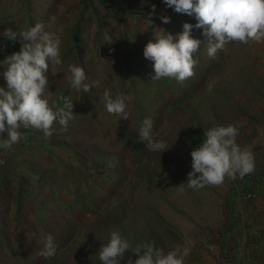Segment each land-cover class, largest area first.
Listing matches in <instances>:
<instances>
[{"label": "rangeland", "instance_id": "374dc122", "mask_svg": "<svg viewBox=\"0 0 264 264\" xmlns=\"http://www.w3.org/2000/svg\"><path fill=\"white\" fill-rule=\"evenodd\" d=\"M206 43L202 45L206 47ZM203 57H207V54H203ZM259 67H264V56H259L248 44L233 42L226 45L222 58L217 66L209 69L210 73L203 78L195 76L191 79L194 82L192 92L177 104L175 100L169 102L175 98L174 87L160 88L156 81H149L145 93L151 91L160 94V98L149 101L143 94L136 97V100H140V117L153 120L155 139L163 142L169 140L171 143H166L169 148L162 153L149 151L139 141L138 134L130 138L126 136L122 138L123 144L102 143L104 147L107 146V150L102 151V160L95 161L102 168L99 172L101 176L98 174L87 178L78 174L69 179L64 178L66 174L55 176L53 181L56 184L48 183L52 191L44 194L40 193L42 185H32L35 182L32 178V186H25L29 194L18 204L9 202L8 193L2 195L6 198V201H2L4 221L11 216L14 219L17 217L19 222L28 218L32 223H21L23 234L18 236L23 240L20 249L15 248L18 240L15 241L14 237L9 236L8 240L2 241V248L5 246L8 251L6 255L0 256L3 264H73V254L80 255L83 263L92 249L86 245L88 239L97 237L96 242H99L104 237L108 242L102 229L100 233L92 231L89 226L92 220L94 217L108 219L116 213L123 214L121 223L125 227H134L140 225V220H147L146 229L155 234L157 241L150 233L144 232L146 242L154 243L165 253L190 240L191 253L186 257V264H213L207 246L212 243L211 234L221 221L229 179H225L219 187L188 189L187 174L191 171L192 150L186 145L176 146L180 133L178 129L189 114L184 104L191 105V114L208 128L239 125L236 142L242 147H249L256 156L259 148L258 130L264 119V71L255 72L257 75L253 71ZM220 86L228 88L224 98L215 92V88ZM140 117H131L127 121L130 130H135L134 123L140 124ZM110 140L116 141V138L110 137ZM173 144L175 148L172 149ZM90 158L85 157L83 161L89 163ZM174 163L179 166H173ZM166 177L178 180L168 182ZM182 183H185L184 192L179 190ZM35 187L39 192H32ZM27 227L36 229V240L31 239ZM117 227V224H110L106 226V231L111 234ZM48 234L54 238L57 254L51 259H44L39 253L44 248ZM32 245L37 246L33 251ZM62 255L66 257L62 259Z\"/></svg>", "mask_w": 264, "mask_h": 264}, {"label": "crops", "instance_id": "0c3cea01", "mask_svg": "<svg viewBox=\"0 0 264 264\" xmlns=\"http://www.w3.org/2000/svg\"><path fill=\"white\" fill-rule=\"evenodd\" d=\"M163 16L169 17L170 22L164 23L161 19ZM189 17L192 16L177 13L174 8L166 6L164 0H0V33L7 28L26 30L42 22L46 30L60 36L62 63L52 68L55 75L51 73V66L47 73L50 81L49 104L55 110L64 108L66 97L73 102V119L66 130L58 121L53 125L51 137H46L42 131L34 128H21L19 131L23 135L20 142L7 151L0 149V159L5 161L0 164V256L8 253L5 246L2 248V241L14 237L15 241L18 240L15 248L20 249L23 240L18 236L23 234L21 223L32 225L28 218L19 222L17 217L14 219L9 215L4 221L2 201H6V198L2 195L8 193L9 202L18 204L29 194L25 186L42 185L40 193L44 194L52 191L48 183L56 184L53 181L55 176L66 174L64 178L69 179L78 174L87 178L98 175L102 168L95 161L102 158V151L107 150V146L104 147L102 143L123 144L122 138L132 137L134 131L130 130L127 121L131 117H140L141 107L135 98L145 94L150 84L146 85L152 81L153 74V62L143 55L145 45L150 40L154 42L155 29H163L173 35L182 32L183 24ZM106 36L111 42L105 40ZM3 39L8 38L0 35V41ZM248 47L259 56H264V43L250 42ZM20 48L19 43L18 51ZM4 58L0 54V87H6L3 76L5 66L2 64ZM73 64L82 66L89 82L94 85L89 92L71 88L67 77L70 75L69 66ZM253 71L261 73L264 67ZM105 90H109L113 98L121 93L134 97L129 119L125 120L106 110L102 99ZM263 133L264 119L257 135L259 148L255 156L254 176L244 177L242 184L256 188L255 196L246 206L248 224L264 231ZM7 135L4 132L0 137L7 138ZM110 137L116 138V141H111ZM88 156L91 157L90 162L85 163L83 159ZM32 178L35 182L31 185ZM32 192H39L38 188L35 187ZM5 224L8 226L4 227ZM27 228L31 239L36 240V229ZM244 240L242 234L230 238L228 252H222L218 246L210 243L207 249L213 264H237L234 252ZM34 247L37 246L32 245L31 251ZM251 250L245 264H264V236L253 244ZM3 263L0 260V264Z\"/></svg>", "mask_w": 264, "mask_h": 264}, {"label": "clouds", "instance_id": "9594fccd", "mask_svg": "<svg viewBox=\"0 0 264 264\" xmlns=\"http://www.w3.org/2000/svg\"><path fill=\"white\" fill-rule=\"evenodd\" d=\"M168 7L177 13L187 14L196 19V24L185 22L183 30L176 35L163 29H155L154 42L150 40L143 49L146 59L153 62L152 81L163 78L175 79L183 84L195 75L194 68L198 61L193 54L201 44L207 42V55L215 58L219 50L237 42L243 44L264 43V0H164ZM155 5H153V11ZM164 23L170 18L161 17ZM203 29L205 40L191 35L193 28ZM0 35L15 42L20 41L18 52L6 56L2 61L6 87H0V134L7 132V138L0 137V149L7 151L20 142L21 128H34L46 137L53 135V125L58 121L66 130L73 119V102L65 98L64 108L53 109L49 104V77L47 73L62 63L61 38L42 22L26 30L7 28ZM105 40L111 42L106 36ZM67 79L76 91L89 92L94 86L89 82L82 66L70 65ZM106 110L125 120L130 118V108L134 97L130 94H117L112 97L105 90L102 97ZM65 108L67 111H65ZM239 125L216 126L205 130V139L191 151V171L187 174L188 189L198 190L205 186H221L225 179L243 178L255 171L256 161L252 150L236 142ZM139 141L149 151L162 153L169 147L165 142L155 139L154 122L145 118L138 133ZM5 163L0 159V164ZM185 191V183L179 185ZM190 240L183 245H176L165 253L152 242L137 244L132 248L121 233L112 231L107 243L101 245L98 257L101 264H121L129 250L136 254L133 261L128 258L126 264H186L190 254ZM57 254V245L51 234L45 237L44 248L39 255L51 259Z\"/></svg>", "mask_w": 264, "mask_h": 264}, {"label": "trees", "instance_id": "16d2710c", "mask_svg": "<svg viewBox=\"0 0 264 264\" xmlns=\"http://www.w3.org/2000/svg\"><path fill=\"white\" fill-rule=\"evenodd\" d=\"M188 23H191L193 25L196 24V19L194 17V15L192 17L188 18ZM183 30V27H182ZM203 29H197V28H193L191 35L194 38L200 39L202 42L205 40L204 36L202 35ZM201 48L199 49L198 52L193 54V58L195 60L198 61L197 65L194 68V72H195V76L199 77V78H203L207 75V73H210L209 69H211L214 66L218 65V61L220 58H222L223 56V52L224 50H219L215 56V58H219L214 59V58H210L208 55L207 57H203V54H207V43H206V47H204L202 44L200 46ZM193 77H191L190 79H187L186 81L183 82V84L179 83L178 81H176L175 79H170V78H163L158 82V86L160 88H166V87H174L175 89V98L174 99H170L169 102H172L175 100V104L179 103L180 101H183L185 99L186 96H188L193 88H194V82L193 80H191ZM179 84V85H178ZM228 88H225L223 86H220L218 88H215V92L218 96H221L222 98H224V96L227 95V90ZM143 97L146 99H148L149 101H153L156 99L160 98V94H156L153 92H149V93H145L143 94ZM138 103L140 100H136ZM223 102H225L224 99H222ZM162 104V103H161ZM160 104V106H161ZM158 105V107H160ZM149 107V106H148ZM164 107V105H163ZM190 107L191 105H186L184 104V109L189 110V114L187 117H185L181 123V127L178 129L180 131V133L178 134V141L176 146H180L181 145H186L190 148V150H193L195 147H198L202 141L205 139L204 137V132L205 130L208 129V127H206L205 124L201 125L200 121L191 114L190 112ZM160 109V108H159ZM140 124H136L135 125V130L131 133L132 137H134L135 135H137L140 129V126L142 124L143 118H139ZM155 125V124H154ZM174 141H172L173 143ZM165 143H171L169 140H166ZM175 148V145L173 144L172 149ZM173 166H179L177 165V163H174ZM152 173H155V169L152 171ZM168 182H176L177 180H172L168 177H166ZM183 180H181L180 182H182ZM186 183V182H185ZM226 199V200H225ZM224 200L227 203L226 206L224 207H228V205H231L230 207H233L235 205L234 203V199H233V194L232 192H229L228 187L226 185L225 188V195H224ZM224 202V203H225ZM223 203V204H224ZM223 210V209H222ZM95 218L92 220V225H89L92 228V231H100L101 229L103 230V234L106 235L107 239H110V234H108V232L106 231V226L108 225H115L117 224L118 227L116 229V231L118 230L122 237L127 239L131 245L132 248H135V246L137 244H142L144 242H146V239L144 237V232H148L150 233L154 239L157 241V238L155 236L154 233H152L150 230L146 229V227L148 226L147 224V220H140V225H133L134 227H125L123 225V223H121L122 219H123V214L122 213H116V215L114 216H110L108 219L105 218ZM97 220V221H96ZM111 220V221H109ZM138 226L140 227L138 229ZM145 227V229H144ZM100 233V232H99ZM97 237H94L92 239H88L86 241V245L89 246L90 249L89 250V255L87 256V258L82 263L83 258L81 259V256L78 254H73L72 256H74V263L73 264H101L99 257H98V250L101 247V245L105 244L106 241L103 237V239L99 242H96ZM83 244V243H82ZM86 255V252L84 254V256ZM66 257V255H62V259H64ZM128 258H131L133 261H135V259L137 258L136 254L131 252L130 250L128 252H126V255L124 257V259L121 261V264H126V261ZM78 260V261H77ZM60 261V259L58 260ZM57 261V262H58Z\"/></svg>", "mask_w": 264, "mask_h": 264}, {"label": "built area", "instance_id": "2783aa9c", "mask_svg": "<svg viewBox=\"0 0 264 264\" xmlns=\"http://www.w3.org/2000/svg\"><path fill=\"white\" fill-rule=\"evenodd\" d=\"M20 41L15 42L9 39H3L0 41V54L6 57L13 52H18ZM252 174L245 175L244 177H252ZM243 178L237 176L236 179H229L227 187L229 192H232L235 205L226 206L225 200H223L221 221L219 227L211 234V242L218 246L222 252H228V242L232 237H240L241 234L245 237V240L239 245L238 250L234 252V259L237 264H245L247 258L250 256L252 246L254 243L260 241L264 236V231L260 228L249 226L248 224V212L246 206L251 199L255 196L256 188L246 187L242 184Z\"/></svg>", "mask_w": 264, "mask_h": 264}]
</instances>
